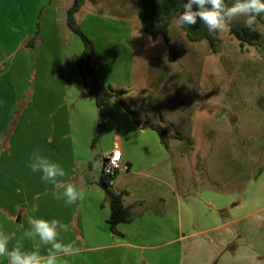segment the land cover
Listing matches in <instances>:
<instances>
[{"label":"rangeland","instance_id":"rangeland-1","mask_svg":"<svg viewBox=\"0 0 264 264\" xmlns=\"http://www.w3.org/2000/svg\"><path fill=\"white\" fill-rule=\"evenodd\" d=\"M38 2L33 8L29 0H0V48L6 54L14 53L30 28L31 36L24 38L23 48L32 37L37 42L34 20L44 4ZM94 2L89 1V5L98 12L76 17L83 20V33L93 38L102 60L99 71L107 86L125 93L107 100L95 153L89 146L91 161L97 156L90 172L93 189L102 190L98 184L101 155L110 146L112 135L118 133L132 158V174L125 171L122 157L121 169L112 180L113 188L124 187V195L132 192L134 198L142 191L172 194L171 189L150 179L159 177L175 184L181 194L202 189L234 199L255 190L264 197V26L255 20L253 29L259 38L240 47L229 28L243 25V18H234L218 32L216 49L211 52L205 39H186L175 15L167 28L176 50L172 60L160 35L152 39L139 32L140 0ZM74 37L83 49L81 39L76 34ZM17 69L13 61L12 68L0 69V81L11 85L16 79L31 81L33 72L27 65ZM18 90L19 104L9 114L1 109V103L13 101L14 87L0 89V127L7 128L1 143L12 134L28 101V95ZM120 99L139 114L140 125L124 110ZM145 123L163 128L168 150ZM17 130L12 139L20 136Z\"/></svg>","mask_w":264,"mask_h":264},{"label":"crops","instance_id":"crops-1","mask_svg":"<svg viewBox=\"0 0 264 264\" xmlns=\"http://www.w3.org/2000/svg\"><path fill=\"white\" fill-rule=\"evenodd\" d=\"M29 1L33 8L38 7V0ZM71 1L41 0L44 4L34 20L37 42L23 48L22 41L32 32L27 25L30 31L19 40L13 54L0 48L1 70L12 68L13 61L16 69L27 65L33 72L30 82L16 79L11 85L0 81L1 90L14 87L13 101L1 103L7 113H14L19 104L18 87L20 94L28 95L12 134L6 143L0 142V230L12 234L14 240L21 239L28 227V215L57 218L70 225L61 239L74 241L80 249L73 258H60L68 259L69 264H264V204L259 202V198L264 202V197L255 190L234 199L202 189L181 194L175 184L150 177L172 194L142 191L133 198L132 192L123 194L124 187L111 186L122 194L125 205H132L130 220L118 223L113 232L109 229V205L103 189H93L94 176L90 173L93 160L89 146L97 111L76 69L82 48L66 24ZM89 1L95 3L84 0L76 16L98 12ZM76 19L82 29L83 20ZM93 60L98 81L107 86L95 48ZM6 130L0 127V141ZM16 130L20 136L12 139ZM113 142L120 149L121 159L125 158V171L132 174V158L118 133L112 135L110 146L108 143L101 155V168ZM37 149L62 164L68 172L65 182L82 189L83 200L66 206L53 198L52 186L40 181L26 166ZM34 205L36 212L32 213ZM23 243L29 250L43 251L38 239L23 238ZM0 264H7L6 258H0Z\"/></svg>","mask_w":264,"mask_h":264},{"label":"clouds","instance_id":"clouds-1","mask_svg":"<svg viewBox=\"0 0 264 264\" xmlns=\"http://www.w3.org/2000/svg\"><path fill=\"white\" fill-rule=\"evenodd\" d=\"M259 16H264V0H233L231 6H227L225 0H186L176 23L190 26L199 20L211 35L224 31L234 18H243V26L252 30ZM26 166L40 181L52 186L53 198L64 205L71 206L84 199L82 189L70 181L65 182L68 172L58 160L37 149L30 154ZM31 212H36L35 205ZM27 225L23 238L38 239L43 251L29 250L23 238L14 240L12 234L0 230V258H6L7 264H69L68 259L60 258L79 254L74 241L61 239V234L70 230L69 224L54 217L28 215Z\"/></svg>","mask_w":264,"mask_h":264},{"label":"trees","instance_id":"trees-1","mask_svg":"<svg viewBox=\"0 0 264 264\" xmlns=\"http://www.w3.org/2000/svg\"><path fill=\"white\" fill-rule=\"evenodd\" d=\"M83 2L84 0L71 1V5L66 11V24L68 28L81 39L83 44V49L76 60V69L81 79L85 94L93 98L97 111L95 135L92 137L90 142V151L91 153H95V144L104 128L105 104L107 100L113 97L121 96L125 93V90L116 89L110 85L104 86L97 79L93 60L94 45L80 29L76 19V13L83 5ZM183 2H186V0H140V6L137 10L139 32L149 35L152 39L160 35L163 38L172 60L176 59V50L170 42L167 28L171 19L175 15H179V13L183 10ZM232 2L233 0H225L227 6H231ZM256 21L264 26V16L257 17ZM181 29L188 41L197 42L205 39L210 51H215L218 33L210 35L203 26L202 22L199 20H197L195 25H184L181 26ZM229 32L237 39L240 47L244 44L251 45L254 40L259 38V32L256 29L249 30L243 25L230 26ZM35 43L36 39L35 37H32L26 42V47H32ZM120 104L124 110L130 114L134 122L137 125H140L138 113L130 108L122 99H120ZM160 118L162 119V116H160ZM145 126L154 130L158 134L161 144L167 148L168 136L163 128L159 124L154 123H145ZM179 138H181V136H179ZM96 157L97 156L95 154L94 159ZM91 164L92 162L89 166ZM98 184L103 189L106 201L109 205V217L107 223L109 225V229L113 232L115 231V226L118 223L128 222L130 220V208L132 204L125 205L123 203L122 194L119 192L116 193L112 190L111 186L107 184V179L103 176V174L100 176Z\"/></svg>","mask_w":264,"mask_h":264},{"label":"built area","instance_id":"built-area-1","mask_svg":"<svg viewBox=\"0 0 264 264\" xmlns=\"http://www.w3.org/2000/svg\"><path fill=\"white\" fill-rule=\"evenodd\" d=\"M101 169L103 176L107 179V184L112 186L113 178L121 169V152L117 143L113 142L110 151L103 159Z\"/></svg>","mask_w":264,"mask_h":264},{"label":"water","instance_id":"water-1","mask_svg":"<svg viewBox=\"0 0 264 264\" xmlns=\"http://www.w3.org/2000/svg\"><path fill=\"white\" fill-rule=\"evenodd\" d=\"M90 175H91V174H90ZM88 177H90V178H91V176H88ZM90 178H88V179H86V178H85V179H86V180H89Z\"/></svg>","mask_w":264,"mask_h":264}]
</instances>
